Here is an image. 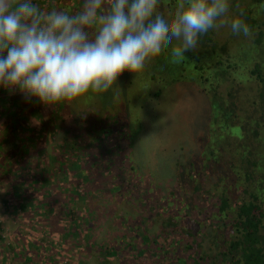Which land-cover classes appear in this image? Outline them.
I'll return each instance as SVG.
<instances>
[{"label": "rangeland", "instance_id": "obj_1", "mask_svg": "<svg viewBox=\"0 0 264 264\" xmlns=\"http://www.w3.org/2000/svg\"><path fill=\"white\" fill-rule=\"evenodd\" d=\"M261 1L230 0L229 20L240 18L241 13L245 18L250 12L253 20L264 25ZM244 22L250 27L248 19ZM209 32L214 34L215 45L227 42L232 53L255 50L249 36L234 35L228 26ZM190 51L206 56L205 61L212 60L199 45ZM160 57L161 52L150 57L156 67L155 80L149 78V67L144 66L137 73H121L105 92L89 91L67 101L66 116L70 118L66 124L58 113L65 101L56 103V107L46 105L29 100L18 89L14 92L21 105L18 114L10 119V112L3 113L0 108V125L6 120L13 125L0 146V236L4 246L12 245L17 255L7 258L5 264H31V259L37 264H68L70 257V264H97L91 250L100 252L101 246L110 244L117 251L123 245L126 253L122 257L117 253L116 263H125L131 251L124 242H135L129 229L139 235L137 242L142 240L146 246V235L155 237L170 228L163 224L166 212L156 209L148 213L149 206L166 203L163 198L176 185L178 164L189 163L198 152L196 139L208 136L216 108L195 82L179 78L173 61L167 57L168 65L164 66ZM223 71L213 68L212 82L230 81L232 74ZM182 73L190 76L194 71L187 67ZM227 88L228 82L217 85L223 98ZM22 106L39 109L41 116L27 113ZM84 107H89L92 114ZM23 121L27 123L23 125ZM97 127L104 134L112 132L104 149L94 144L104 142ZM5 131L0 129L2 134ZM3 137L0 135V142ZM111 154L115 156L107 158ZM126 176L135 184L128 186ZM26 199L31 202L27 212L17 215L11 210L14 202ZM69 199L68 208L74 205L80 209L81 218L57 220L54 206L69 203Z\"/></svg>", "mask_w": 264, "mask_h": 264}, {"label": "trees", "instance_id": "obj_2", "mask_svg": "<svg viewBox=\"0 0 264 264\" xmlns=\"http://www.w3.org/2000/svg\"><path fill=\"white\" fill-rule=\"evenodd\" d=\"M182 2L183 0H160L158 12L162 15L171 13ZM33 3L43 14L61 10L75 15L82 10L84 0H33ZM246 14L245 18L242 15L240 18L248 19L251 32L254 30L249 39L255 47V50H249L248 53H240L239 50L232 53L228 50L227 42L215 45L212 32L204 34L198 42L212 60L205 61L206 56H200L190 50L182 57H174L170 53L173 47L169 43L165 42L162 46L160 62L166 66L169 58L178 67L181 80L193 81L201 92L207 93L214 102L215 117L213 116L208 136L200 135L196 139L198 152L189 163L178 164L176 185L169 191V195L163 198L166 203H153L149 206L148 213L151 210L157 211L156 209L166 212L167 219L163 224L170 228L155 237L146 235L149 241L146 246V242L143 244L142 240L138 243L139 235L134 232L132 234L128 228L130 238L135 240L124 242L129 245L126 248L131 251L130 257H126L129 262L116 263L117 253L122 257L126 252L123 245L120 249L117 248L118 252L116 247L110 244L101 246L100 252L91 250L98 258L97 264H264V25L257 23L258 19L253 20L250 12ZM87 31L92 35L95 28L90 27ZM145 66L149 67V78L155 80L156 67H153L150 58ZM187 67L194 71L193 75L182 73ZM218 67L223 69L224 73L232 74L230 81L212 82L213 68ZM164 69L166 67L162 68ZM219 82H228L224 98L217 91ZM7 92H12V95L7 96ZM14 92H17V89L10 91L0 87V108L5 110L3 113L10 112V119L14 114H18L17 108L21 106L18 94ZM29 100L39 101L34 97ZM56 105L58 104L53 106ZM59 107L58 113L63 116L62 123L66 124L70 118L66 116L68 102H63V108L61 105ZM27 108L22 106L21 109L27 113L33 111L34 115L41 116L39 109ZM84 109L92 114L89 107ZM3 122L0 129L6 131L4 134L0 132V135L4 136L0 146L8 139L6 134L13 126L10 120ZM25 123L27 122L23 121V125ZM101 128L96 129L104 142L98 144L96 141L94 144L104 149L112 132L104 134ZM112 156L115 155L111 154L107 158ZM107 162L108 159L106 165ZM125 182L128 186L135 184V181L130 182L128 177ZM142 196L147 195L141 194ZM70 200L69 203L63 202L62 206L60 202L54 206L53 213L58 215L57 220L77 221L81 216L80 209L77 210L74 205L68 208ZM18 202H14V208L11 210L17 215L27 212L31 202L28 199ZM62 227L66 231L65 226ZM141 234L143 235V232ZM3 242L0 236V264H5L6 259L11 256H17L10 248L12 245L4 246ZM4 251L7 253H3ZM3 260L5 261L2 262ZM70 262L71 257L68 264ZM14 263L20 264L19 261ZM30 263L37 264L35 259H31Z\"/></svg>", "mask_w": 264, "mask_h": 264}, {"label": "clouds", "instance_id": "obj_3", "mask_svg": "<svg viewBox=\"0 0 264 264\" xmlns=\"http://www.w3.org/2000/svg\"><path fill=\"white\" fill-rule=\"evenodd\" d=\"M159 4L84 0L73 15L43 14L33 0H0V87L54 105L107 91L121 73L141 71L165 42L176 41L171 54L182 57L212 29L251 35L243 19L229 20L230 0H183L165 15Z\"/></svg>", "mask_w": 264, "mask_h": 264}]
</instances>
